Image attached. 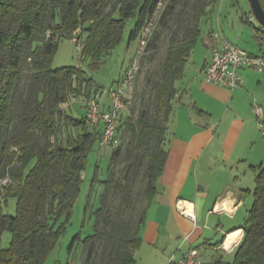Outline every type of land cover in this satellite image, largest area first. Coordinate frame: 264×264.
I'll list each match as a JSON object with an SVG mask.
<instances>
[{
  "label": "trees",
  "instance_id": "16d2710c",
  "mask_svg": "<svg viewBox=\"0 0 264 264\" xmlns=\"http://www.w3.org/2000/svg\"><path fill=\"white\" fill-rule=\"evenodd\" d=\"M163 1L158 28L142 56L141 69L150 66L133 104L119 116V146H108L113 149L108 177L95 230L83 240L81 264L135 263L169 153L177 83L201 36V18L215 0H0V264L46 263L63 231L57 222L70 220L81 193L89 154L95 143L101 148L102 125L93 123L87 111L89 100L106 89L83 67L53 68L59 41L72 38L81 58L98 67L121 44L134 16L128 41L138 44L142 26ZM245 22L264 33L263 26ZM79 98L86 101L81 118L68 110ZM109 104L104 108L101 100V112ZM5 178L10 181L4 183ZM138 178L141 185L134 190ZM253 196L230 264H264V168L256 175ZM10 197L18 200L17 215L4 211ZM6 230L12 240L2 247Z\"/></svg>",
  "mask_w": 264,
  "mask_h": 264
},
{
  "label": "crops",
  "instance_id": "0c3cea01",
  "mask_svg": "<svg viewBox=\"0 0 264 264\" xmlns=\"http://www.w3.org/2000/svg\"><path fill=\"white\" fill-rule=\"evenodd\" d=\"M251 16L243 13L242 22ZM206 38L205 59L188 67L177 83L169 153L134 264H173L171 259L191 249L198 251L203 264H230L244 235L255 178L264 166V133L253 109L264 102V74L244 67L243 86L229 89L207 81L204 69L222 38L264 55V33L242 26L237 39L230 40L212 27ZM102 103L108 106V95ZM178 200L193 203L194 217L177 208Z\"/></svg>",
  "mask_w": 264,
  "mask_h": 264
},
{
  "label": "rangeland",
  "instance_id": "374dc122",
  "mask_svg": "<svg viewBox=\"0 0 264 264\" xmlns=\"http://www.w3.org/2000/svg\"><path fill=\"white\" fill-rule=\"evenodd\" d=\"M164 5L165 3L163 1L162 9L164 8ZM243 13L252 14L254 17L253 24L256 26L260 25L251 10L249 0H215V2L209 6L206 15L201 18V36L197 45L188 57L186 69L192 65L196 66L200 64L205 59L208 51L205 41L207 39L206 36L209 28L213 27L216 31L221 32L230 40L237 39L240 35L242 26L251 28V24L242 22L241 15ZM136 22V16L132 17L128 21L123 41L105 57L103 63H101L98 67H91L88 65V61L85 58H81L79 45L72 38H62L59 41L58 49L53 58V68H61L65 66L83 67L87 70L88 74L93 77L97 85L101 87L102 90L109 89L118 81L128 65L130 57H132L134 53L137 40L133 39L131 43L128 40L129 34L135 28ZM156 28L158 27L155 25L154 29ZM166 38L167 34L165 33L162 42L164 49ZM162 53L163 50L158 53V57L160 56L161 58ZM157 60L158 58L155 63ZM148 66L150 65H146V67ZM146 67L144 69L140 68L133 85L127 92L128 97L133 98L136 90L141 87L143 77L147 70ZM259 74L263 75L264 72H259ZM262 99H264V90H262ZM261 103L262 105H260L264 107V102L262 101ZM82 104L86 105V101L84 99H76L70 104L68 109L69 112L73 113L76 117H83L85 115L86 108L83 107ZM89 129H91V127H89ZM112 150L113 149L111 147L101 146L100 148L98 143L94 144L88 157L87 168L83 172L84 183L82 190L75 203L70 220L66 221L64 218L58 220L57 225L59 228L62 227L63 231L59 237L57 246L49 254L45 264H81L84 261L85 252H83V240L87 236L93 234L95 230V212L101 204V195L105 190V180L108 177ZM116 171L119 172V168H116ZM95 177H97V180L92 187L91 182ZM9 181V178H5L3 180L4 183ZM140 183V178L136 179L134 190L140 187ZM89 194L91 196V203L90 205H87ZM112 199L116 200L114 197ZM17 203L18 200L16 197H10L7 202L4 203L5 213L17 215ZM138 206L141 207L142 204L139 203ZM77 236L80 239H78ZM11 240L12 233L9 230L4 231L1 238L2 247H8Z\"/></svg>",
  "mask_w": 264,
  "mask_h": 264
},
{
  "label": "built area",
  "instance_id": "2783aa9c",
  "mask_svg": "<svg viewBox=\"0 0 264 264\" xmlns=\"http://www.w3.org/2000/svg\"><path fill=\"white\" fill-rule=\"evenodd\" d=\"M162 2H159L156 11L150 16L142 26L138 35V44L135 53L117 83L106 89L104 92L96 94L88 102L87 116L93 123L102 124V134L100 137L101 146H119L120 137L117 133L118 119L122 110L133 104L132 98L127 96L128 90L133 85L137 73L141 68V58L146 51V47L153 33L157 19L162 9ZM253 16L247 17L248 21H253ZM247 67L260 72H264V55H253L247 50L240 48L229 40L222 38L220 44L216 43L212 49L210 61L205 66L204 73L206 80L229 89L243 86L244 77L241 69ZM103 93L110 97V104L106 111L101 112V100ZM258 124L264 133V107L260 104L253 105ZM177 208L186 216L194 217L193 203L186 200H178ZM173 264H203L196 249H191L186 255L170 260Z\"/></svg>",
  "mask_w": 264,
  "mask_h": 264
},
{
  "label": "water",
  "instance_id": "95a60500",
  "mask_svg": "<svg viewBox=\"0 0 264 264\" xmlns=\"http://www.w3.org/2000/svg\"><path fill=\"white\" fill-rule=\"evenodd\" d=\"M250 6L254 16L259 21L260 25L264 27V7L260 0H249Z\"/></svg>",
  "mask_w": 264,
  "mask_h": 264
}]
</instances>
